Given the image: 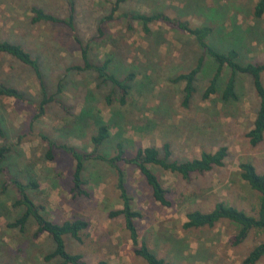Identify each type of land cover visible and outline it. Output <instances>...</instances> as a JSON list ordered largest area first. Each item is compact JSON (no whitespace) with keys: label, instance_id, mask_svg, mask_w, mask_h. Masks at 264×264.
Returning a JSON list of instances; mask_svg holds the SVG:
<instances>
[{"label":"rangeland","instance_id":"1","mask_svg":"<svg viewBox=\"0 0 264 264\" xmlns=\"http://www.w3.org/2000/svg\"><path fill=\"white\" fill-rule=\"evenodd\" d=\"M116 0H74L75 35L89 45V57L100 65L111 60L108 72L119 80L129 74L130 92L125 105L118 102V91L103 83L94 71H67L82 65L75 35L63 25L32 24L33 7L65 18V0H0V37L21 45L39 62L46 93L54 96L43 117L32 121L41 99L35 74L7 55H0V85L15 86L27 101L0 96V121L6 140L5 165L9 174L26 183L32 177L38 189L29 191L32 200L45 207L47 217L55 222L82 219L89 223L83 243L65 238L68 251L80 253L87 264L106 260L109 264H145L133 253V246L121 217L110 219L108 211L121 209L114 170L102 161H86L82 178L90 197L74 196L71 192L75 162L68 154L54 149V160L45 158L47 145L38 136L46 134L58 144L66 143L90 152L91 136L96 126L86 117L77 126V117L84 110L96 113L110 126L112 136L99 153L112 157L121 143L126 156L135 155L138 147H161L170 143L173 159L182 161L199 156L201 151L228 148L223 168L203 175H192L189 181L154 168L163 186L169 191L172 206L155 202L146 182L132 165L120 163L127 175V189L134 208L143 218L136 220L140 239L159 258L169 264H242L248 253L264 242V236L253 230L236 246L231 239L237 228L221 221L213 228L184 230L186 214L193 210L209 212L218 202H225L248 214L255 215L259 193L251 190L237 175L239 164L250 161L258 173H264V140L251 147L246 137L258 109V98L250 77L237 76L236 102L224 103L220 92L202 100L215 64L199 48L195 40L167 25H151L145 34L138 22L129 29L119 17L104 21L103 36L98 33L101 19L111 13ZM257 0H127L121 12L143 14L161 12L170 18L192 25L212 28L210 43L219 51L236 48L239 62H264V16L253 15ZM119 12V13H121ZM117 13L116 15H118ZM200 57L203 68L197 76L198 91L187 108L182 106L184 83L172 80L193 69ZM229 72H223V82ZM264 84V73L261 76ZM63 91L56 94L57 84ZM110 95V96H109ZM111 97L108 105L106 97ZM66 109H64V107ZM85 113L82 117H84ZM90 115V114H89ZM32 126V129L30 128ZM0 174V264L46 263L44 255L53 245L46 234L33 238L35 224L24 232L8 225L22 213L14 207L18 194L5 184ZM256 264H264V256Z\"/></svg>","mask_w":264,"mask_h":264},{"label":"trees","instance_id":"2","mask_svg":"<svg viewBox=\"0 0 264 264\" xmlns=\"http://www.w3.org/2000/svg\"><path fill=\"white\" fill-rule=\"evenodd\" d=\"M68 5V14L65 18L57 17L51 13L45 12L42 8L33 7L31 12L33 16L30 21L32 24H49L63 25L75 35V2L74 0H65ZM127 0H116L111 8V13L101 19L98 26V33L103 36L101 25L104 21H111L115 16L120 18L129 29L131 24L138 22L145 34H150L151 25L162 23L175 30H178L192 37L202 52L207 55L215 64L214 73L209 80L207 88L202 92V100H209L212 95L220 92V98L224 103L236 102L238 95L236 91L237 76L239 74L250 77L253 89L258 98V109L252 128L248 131L246 137L251 147H256L264 140V84L261 76L264 73L263 63H245L239 62L240 53L232 47L227 51H219L210 43L212 38V28L206 25H192L188 21H182L176 18H170L164 13L154 12L143 14L134 11L121 12L120 5ZM121 12V13H119ZM119 13L118 15H116ZM253 15L256 19L264 16V0H257L254 5ZM75 41L79 45L81 52L82 65H73L67 68V71H94L98 79L103 83H110L118 91V102L125 105L131 86L130 82L134 75L129 74L125 79L119 80L115 75L108 72L111 60L105 59L100 65L93 64L89 57V45L82 43L75 35ZM264 54V48H263ZM0 55H7L17 60L21 65L28 67L36 76L40 87L41 99L34 105L36 112L32 119L33 122L44 116L47 106L55 101L54 96H48L44 84L43 74L39 62L21 45L3 40L0 37ZM203 68V57H200L196 66L190 71L176 76L172 81L174 83H184L182 106L187 108L191 99L198 91L196 86L197 76ZM228 71L229 75L223 82V72ZM56 94L63 91V83L57 84ZM0 96L13 98L18 102L27 101L21 90L15 86L0 85ZM110 96V95H109ZM106 97L108 105L112 104L111 97ZM64 107V106H63ZM66 109V107H64ZM67 110V109H66ZM85 113L84 117L83 114ZM90 114V115H89ZM86 117H91L96 126V132L91 136V151L84 152L74 146L66 143L58 144L44 133H39V138L46 143L47 151L45 158L48 161L54 160V149L60 150L74 160V170L72 173L71 192L74 196L90 197L89 192L84 189L85 181L82 178L84 165L86 161H102L107 163L115 172L117 182L116 189L121 201V209H112L108 211V217L115 219L121 217L124 221V227L128 232L129 239L133 246V253L139 257L145 264H169L163 258H159L146 242L140 239L136 226V220L143 218L141 211L134 208L133 198L127 189V175L120 163L132 165L140 173L146 185L151 191V196L155 202L163 207H171L172 202L168 198L169 191L165 189L160 177L154 168L168 172L189 181L192 175H203L214 169L223 168L225 160L228 157V148L220 146L215 152L202 151L199 158L191 160L178 161L174 160L171 145L164 143L160 149L155 146L146 148L138 147L135 155L131 158L126 156L125 150L121 143L116 145V154L112 157H106L99 153L100 147L111 137L110 126L96 113H86L82 111L77 119L76 125ZM32 129V126H30ZM0 138L5 141L6 135L3 125L0 121ZM9 151L6 144L0 147V174L5 177L6 185L9 183L15 188L18 198L13 203L14 207H21L22 213L14 222L9 224L10 228H18L24 232L29 223L35 224L33 238L38 239L41 235L46 234L51 244L52 251L44 255L46 263L56 260L58 264H87L84 256L80 253H71L68 251L65 238L75 242L83 243L84 232L88 229L89 223L82 219L65 220L61 223L50 220L45 214V207L35 203L29 195V191L36 190L39 184L32 177H29L26 183L14 178L9 174L5 165L7 161L6 153ZM240 180L247 186L259 193L258 203L255 215L248 214L237 209L225 202H218L209 212L193 210L186 214V221L183 223L184 230H196L203 228H213L221 221H229L236 226L237 233L232 237L233 246L241 244L248 236L250 231H257L264 236V173H258L255 166L250 161H244L239 164L237 173ZM264 256V242L255 246L245 257L242 264H256ZM2 264H8L3 262ZM97 264H109L106 260H99Z\"/></svg>","mask_w":264,"mask_h":264},{"label":"crops","instance_id":"3","mask_svg":"<svg viewBox=\"0 0 264 264\" xmlns=\"http://www.w3.org/2000/svg\"><path fill=\"white\" fill-rule=\"evenodd\" d=\"M107 124H108V123H107ZM108 125H109V124H108ZM110 132H111V131H110ZM111 136H112V134H111ZM164 143H168V142H164ZM164 143H163V144H164ZM117 144H118V143H117ZM163 144H162V145H163ZM169 144H170V143H169ZM155 147H156V146H155ZM157 148L160 149L161 147H160V148L157 147ZM171 148H172V147H171ZM204 151H205V150H204ZM215 151H216V150H215ZM215 151H208V152H215ZM201 152H202V151H201ZM201 152H200V153H201ZM199 156H200V154H199ZM199 156L194 157V158H199ZM191 159H193V158H191ZM191 159H186V160H191ZM182 161H183V160H182ZM238 171H239V170H238ZM182 225H183V224H182Z\"/></svg>","mask_w":264,"mask_h":264}]
</instances>
